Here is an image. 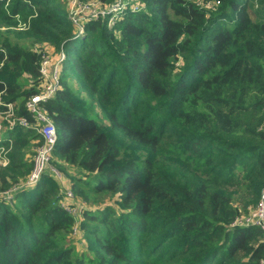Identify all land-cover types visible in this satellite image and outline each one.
I'll return each instance as SVG.
<instances>
[{"label": "trees", "instance_id": "16d2710c", "mask_svg": "<svg viewBox=\"0 0 264 264\" xmlns=\"http://www.w3.org/2000/svg\"><path fill=\"white\" fill-rule=\"evenodd\" d=\"M64 1L0 0V114L29 123L0 121V264H263L264 231L231 223L264 191V0H131L82 33ZM45 44L64 55L41 103L63 182L8 200L41 142Z\"/></svg>", "mask_w": 264, "mask_h": 264}, {"label": "built area", "instance_id": "2783aa9c", "mask_svg": "<svg viewBox=\"0 0 264 264\" xmlns=\"http://www.w3.org/2000/svg\"><path fill=\"white\" fill-rule=\"evenodd\" d=\"M69 18L72 23L79 29V32H83V25L85 23L98 21L100 19L109 18V25H114L118 15L123 13L130 5L131 0H116L111 5H105L100 0H67ZM196 3L207 9H214L220 1L219 0H196ZM133 11H140L141 7L137 4H133ZM47 44L41 45L37 50L41 53L40 63V75L42 78L41 90L38 94L32 96L27 102L26 107L32 113L35 119V128L41 136V142L34 147V153L32 159V169L28 174L25 181L19 186H16L2 196L8 200L11 199L12 193L23 187H33L36 185L42 176L50 171L56 179L63 182L62 174L51 165V158L53 150L57 141V132L55 126L46 115L41 103L52 99L58 90L60 89V67L64 58L63 54H59L57 57L50 56L47 52ZM8 107L13 109V104H9ZM7 122V129H13L17 125L29 128V123L25 119H16L12 113L0 114V121ZM3 127V126H2ZM6 127L1 131V134L7 130ZM1 141V137H0ZM75 200L72 190L67 188L64 193V199L61 203L70 214L78 217L76 207L72 206ZM233 228L235 227H250L257 226L264 231V191L261 194L258 203L249 210L248 213H242L237 216L231 223ZM264 264V260L262 261Z\"/></svg>", "mask_w": 264, "mask_h": 264}, {"label": "rangeland", "instance_id": "374dc122", "mask_svg": "<svg viewBox=\"0 0 264 264\" xmlns=\"http://www.w3.org/2000/svg\"><path fill=\"white\" fill-rule=\"evenodd\" d=\"M65 2V4H66V6L68 5V3H69V1L67 2L66 0L64 1ZM65 18H67L66 17V15H64V14H62ZM47 52L50 54V56H53V57H57L59 54L56 52V50H55V48L53 47V46H51V45H48L47 44ZM73 85H74V87L76 86L75 85V82H73ZM6 139H8V137L7 138H5V140ZM5 140H3V139H1V143L2 142H4ZM4 155V154H3ZM8 164V161L7 160H5V159H1L0 158V168L1 167H5L6 165ZM75 245H76V248L77 249H82V247H83V244L82 243H79V242H76L75 243Z\"/></svg>", "mask_w": 264, "mask_h": 264}, {"label": "crops", "instance_id": "0c3cea01", "mask_svg": "<svg viewBox=\"0 0 264 264\" xmlns=\"http://www.w3.org/2000/svg\"><path fill=\"white\" fill-rule=\"evenodd\" d=\"M1 137V136H0ZM2 139V138H1Z\"/></svg>", "mask_w": 264, "mask_h": 264}]
</instances>
